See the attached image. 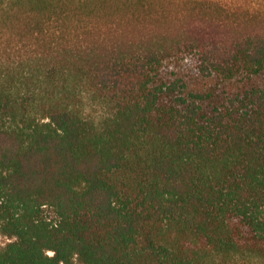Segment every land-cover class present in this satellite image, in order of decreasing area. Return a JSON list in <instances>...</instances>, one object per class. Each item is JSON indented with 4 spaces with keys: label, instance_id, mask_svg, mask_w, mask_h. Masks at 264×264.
I'll return each mask as SVG.
<instances>
[{
    "label": "trees",
    "instance_id": "trees-1",
    "mask_svg": "<svg viewBox=\"0 0 264 264\" xmlns=\"http://www.w3.org/2000/svg\"><path fill=\"white\" fill-rule=\"evenodd\" d=\"M1 236L0 264H264V11L0 0Z\"/></svg>",
    "mask_w": 264,
    "mask_h": 264
},
{
    "label": "rangeland",
    "instance_id": "rangeland-1",
    "mask_svg": "<svg viewBox=\"0 0 264 264\" xmlns=\"http://www.w3.org/2000/svg\"><path fill=\"white\" fill-rule=\"evenodd\" d=\"M223 4L231 10L239 11H264V0H220ZM88 111L91 115L96 117L97 120H101L107 114L106 108L95 107L92 104L88 105ZM8 242L6 237H0V245H5Z\"/></svg>",
    "mask_w": 264,
    "mask_h": 264
}]
</instances>
